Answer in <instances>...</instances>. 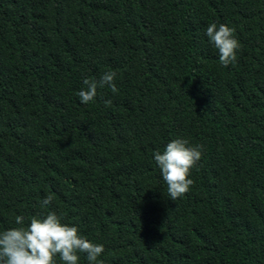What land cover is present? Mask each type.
Wrapping results in <instances>:
<instances>
[{"label": "trees", "instance_id": "obj_1", "mask_svg": "<svg viewBox=\"0 0 264 264\" xmlns=\"http://www.w3.org/2000/svg\"><path fill=\"white\" fill-rule=\"evenodd\" d=\"M177 138L203 154L174 201L154 154ZM53 211L97 264H264V0H0V232Z\"/></svg>", "mask_w": 264, "mask_h": 264}, {"label": "clouds", "instance_id": "obj_2", "mask_svg": "<svg viewBox=\"0 0 264 264\" xmlns=\"http://www.w3.org/2000/svg\"><path fill=\"white\" fill-rule=\"evenodd\" d=\"M235 28L225 24H210L206 35L219 52V62L227 67L237 61L240 42L235 36ZM116 72L104 73L99 80L84 78V88L78 93L82 103L93 102L98 88L106 86L113 93L118 91ZM110 104L111 101H106ZM203 145L189 146V141L177 138L166 145L163 153L156 151L154 160L159 167L163 180L167 184L168 196L176 201L188 193L194 184L192 170L198 167L202 158ZM53 203V197L47 196L43 206ZM18 227L0 232V264H57V256L63 264H78L79 254H86L89 264H97L104 253L102 244L90 242L78 227L62 222L56 212L45 216H34L24 226V217L16 216ZM99 264H103L102 261Z\"/></svg>", "mask_w": 264, "mask_h": 264}]
</instances>
